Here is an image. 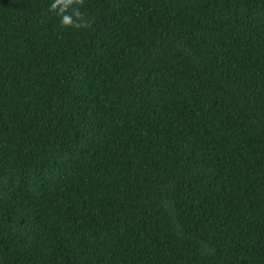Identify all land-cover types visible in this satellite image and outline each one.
<instances>
[{
    "label": "trees",
    "instance_id": "trees-1",
    "mask_svg": "<svg viewBox=\"0 0 264 264\" xmlns=\"http://www.w3.org/2000/svg\"><path fill=\"white\" fill-rule=\"evenodd\" d=\"M0 0V264H264V0Z\"/></svg>",
    "mask_w": 264,
    "mask_h": 264
},
{
    "label": "clouds",
    "instance_id": "clouds-1",
    "mask_svg": "<svg viewBox=\"0 0 264 264\" xmlns=\"http://www.w3.org/2000/svg\"><path fill=\"white\" fill-rule=\"evenodd\" d=\"M84 0H51L48 11L59 17L62 28H88L90 24L81 12Z\"/></svg>",
    "mask_w": 264,
    "mask_h": 264
}]
</instances>
